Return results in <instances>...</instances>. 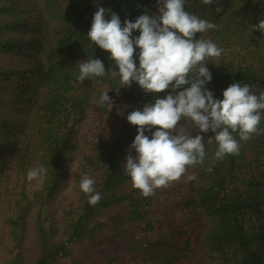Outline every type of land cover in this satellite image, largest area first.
Segmentation results:
<instances>
[{
  "label": "trees",
  "instance_id": "1",
  "mask_svg": "<svg viewBox=\"0 0 264 264\" xmlns=\"http://www.w3.org/2000/svg\"><path fill=\"white\" fill-rule=\"evenodd\" d=\"M98 6L121 26L157 12V0H0V264H264V132L214 164L213 133H200L204 163L142 197L123 167L135 155L136 126L126 117L168 90L154 96L133 82L117 91L110 76L77 80L88 59L114 67L87 37ZM184 7L217 25L195 37L222 49L205 65L214 98L233 82L264 91V33L251 29L264 19V0ZM107 88L110 111L97 104ZM178 127L189 128L183 120ZM36 167L46 175L28 181ZM84 175L101 194L95 206L79 189ZM111 240L115 253L102 250Z\"/></svg>",
  "mask_w": 264,
  "mask_h": 264
},
{
  "label": "clouds",
  "instance_id": "2",
  "mask_svg": "<svg viewBox=\"0 0 264 264\" xmlns=\"http://www.w3.org/2000/svg\"><path fill=\"white\" fill-rule=\"evenodd\" d=\"M201 2L211 5L214 0ZM184 5L185 0H157L155 14H141L134 22L125 19L123 26L116 13H111L108 19L107 10L98 6L87 37L90 46L94 43L109 54L114 67L109 72L99 58L79 64L77 80L81 84L86 78L110 76L118 78L119 87L114 89L117 91L133 82L144 93L154 96L168 90L162 98L155 96L151 103L136 108L126 117L136 126V135L128 146L129 150H135V155H126L123 167L132 188L145 198L180 180L189 167L204 163L205 137L200 133H213L207 137V144L216 145L214 164L227 155H239L241 142L264 132L260 128L264 120V91L257 95L249 84L233 82L222 91V99H216L206 87L212 75L205 65L211 58L220 57L222 49L211 40L195 37L217 25L189 13ZM215 11L221 12L222 7L217 6ZM251 29L264 33V19ZM134 30L139 35L133 36ZM110 89L101 92L97 101L101 107L108 106V111L113 105L107 95ZM182 120L188 129L178 127ZM190 129L197 130V134L192 135ZM46 173V168L36 167L28 170L26 178L33 181ZM194 178L187 176L189 181ZM95 183L84 175L79 184L91 206L101 200Z\"/></svg>",
  "mask_w": 264,
  "mask_h": 264
},
{
  "label": "rangeland",
  "instance_id": "3",
  "mask_svg": "<svg viewBox=\"0 0 264 264\" xmlns=\"http://www.w3.org/2000/svg\"><path fill=\"white\" fill-rule=\"evenodd\" d=\"M16 118L21 119V115H17ZM76 164H77V159L74 161L72 168L76 167ZM70 192H71V182L68 181L67 186L63 188L62 195L65 197H68L70 195ZM118 248H119V245L114 240H111L107 244L104 245V248L102 250L106 252L115 253L118 250Z\"/></svg>",
  "mask_w": 264,
  "mask_h": 264
}]
</instances>
